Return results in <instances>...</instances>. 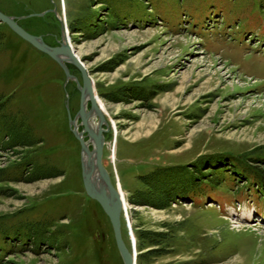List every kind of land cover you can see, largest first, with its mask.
<instances>
[{
	"label": "rangeland",
	"instance_id": "obj_1",
	"mask_svg": "<svg viewBox=\"0 0 264 264\" xmlns=\"http://www.w3.org/2000/svg\"><path fill=\"white\" fill-rule=\"evenodd\" d=\"M53 5L109 125L101 161L134 264H264V0ZM18 24L56 44L54 14ZM65 92L72 116L74 82L0 22V264H122Z\"/></svg>",
	"mask_w": 264,
	"mask_h": 264
},
{
	"label": "water",
	"instance_id": "obj_2",
	"mask_svg": "<svg viewBox=\"0 0 264 264\" xmlns=\"http://www.w3.org/2000/svg\"><path fill=\"white\" fill-rule=\"evenodd\" d=\"M51 11L59 21L58 39L54 45L46 43L41 35L28 32L16 21L26 16H41L45 10L23 16L9 15L0 11V22L34 49L53 60L61 69L65 82L67 80L74 82L78 91V107L70 116L68 95L65 92L64 108L68 129L79 146L81 185L85 195L94 200L107 217L122 264H134L133 251L125 246L120 233V214L124 208L122 194L118 186L111 182L101 162L104 133L109 125L98 103L93 82L85 66L71 47L67 32L55 9ZM67 64L77 70L79 79L69 71Z\"/></svg>",
	"mask_w": 264,
	"mask_h": 264
},
{
	"label": "flooded vegetation",
	"instance_id": "obj_3",
	"mask_svg": "<svg viewBox=\"0 0 264 264\" xmlns=\"http://www.w3.org/2000/svg\"><path fill=\"white\" fill-rule=\"evenodd\" d=\"M34 1H39V3H41V5H40L41 8H40L39 10L31 11V12H28V13H25V14H20V15H14V16L28 15V14H30V13H37V12H40V11H43V10H45V12H44V14L41 15V16H26V17H43V16H45V15H47V14H52V15H53V12L51 11V10L54 8L53 0H52V1H51V0H34ZM42 3H44V4H42ZM0 11L3 12V13H5V14H8V13L2 11L1 9H0ZM10 15H11V14H10ZM26 17H25V18H26ZM23 18H24V17H23ZM23 18H18L16 21L18 22V20H21V19H23Z\"/></svg>",
	"mask_w": 264,
	"mask_h": 264
},
{
	"label": "trees",
	"instance_id": "obj_4",
	"mask_svg": "<svg viewBox=\"0 0 264 264\" xmlns=\"http://www.w3.org/2000/svg\"><path fill=\"white\" fill-rule=\"evenodd\" d=\"M4 24V23H3ZM10 30V29H9ZM41 53V52H40ZM43 54V53H42ZM45 55V54H44ZM46 56V55H45ZM49 58V57H48ZM69 66H71V67H73L72 65H70V64H67V67H68V69H70L69 68ZM74 68V67H73ZM75 69V68H74ZM72 135V134H71ZM110 177V176H109ZM111 179V178H110ZM111 182H112V180H111ZM113 183V182H112ZM120 229H121V216H120ZM120 233H121V230H120ZM122 237V236H121ZM123 240V239H122ZM124 242V241H123ZM124 244H125V246L128 248V246H127V244L124 242ZM129 249V248H128Z\"/></svg>",
	"mask_w": 264,
	"mask_h": 264
},
{
	"label": "bare ground",
	"instance_id": "obj_5",
	"mask_svg": "<svg viewBox=\"0 0 264 264\" xmlns=\"http://www.w3.org/2000/svg\"><path fill=\"white\" fill-rule=\"evenodd\" d=\"M176 40H177V41H180V38L177 37ZM75 54L77 55V53H75ZM97 100H98V102H99V99H98V98H97ZM101 109H102V108H101ZM122 201H123V198H122Z\"/></svg>",
	"mask_w": 264,
	"mask_h": 264
}]
</instances>
